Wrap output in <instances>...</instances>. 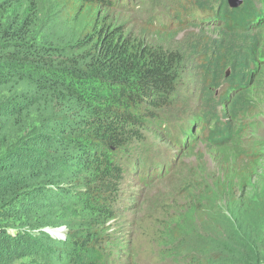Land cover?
I'll return each instance as SVG.
<instances>
[{
	"label": "rangeland",
	"instance_id": "obj_1",
	"mask_svg": "<svg viewBox=\"0 0 264 264\" xmlns=\"http://www.w3.org/2000/svg\"><path fill=\"white\" fill-rule=\"evenodd\" d=\"M255 1V12L249 10L242 22L262 36L254 75L244 90L250 92L251 101L233 114L228 101L239 91L231 93L225 81L227 73L231 79L233 74L227 69L217 85L206 89L198 69L204 56L195 50L221 37V9L225 3L227 9H235L228 0H0L2 29L19 31L20 41L44 47L56 63L83 60L105 31L114 30L132 42L141 39L172 48L185 56L188 72L176 94L160 103L164 107L147 105L141 125L131 127L128 146L117 152L124 173L111 217L84 212L67 196L63 206L35 211L39 227H31L30 210L16 214L24 204L7 196L11 204H0V233L12 237L27 233L32 237L29 244L61 245L64 240L45 230L54 229L67 238L100 232L106 264H206L209 255L218 258L220 223L230 212L236 217V204L243 205L256 236L264 240V0ZM16 93L36 104L22 125L17 124L19 114L11 123H0V165L20 169L25 157L33 159L34 127H46L52 110L40 112L44 105L35 99V91L14 81L0 86V114L16 103L12 99ZM56 107L57 112L63 109ZM226 129L234 136L223 142ZM60 187L72 188L68 183ZM47 221L54 225L42 227ZM24 243L10 241L13 250L4 255ZM15 254L9 262L21 257V252ZM59 257L56 262L63 264ZM32 259L22 258L16 264H33Z\"/></svg>",
	"mask_w": 264,
	"mask_h": 264
},
{
	"label": "trees",
	"instance_id": "obj_2",
	"mask_svg": "<svg viewBox=\"0 0 264 264\" xmlns=\"http://www.w3.org/2000/svg\"><path fill=\"white\" fill-rule=\"evenodd\" d=\"M244 2L245 8L234 10L227 9L225 3L221 9V37L195 48L204 56L198 69L206 89L217 85L227 69L233 74L231 79L225 73L229 91H239L231 101L227 100L233 114L248 108V100L251 101L250 92L244 90L250 87L262 42L261 34L242 24L248 11L255 10L256 1ZM3 9L0 6V12ZM118 32L105 31L83 60L56 63L57 59L44 47L30 46L19 40V31L4 30L0 26V86L14 81L16 86L26 85L44 105L40 112L52 110L44 123L46 127L37 125L33 129L35 143L30 151L34 153L33 159L25 157L20 169L0 165V204L3 207L11 204H8L10 198L5 199L7 196L21 201L24 207L16 214L30 210L31 227H39L35 211L63 206L67 196L69 200H76L84 212L111 217L119 197L118 182L124 173L116 161L117 152L128 146L133 138L131 127L141 125L147 105L164 107L160 103L175 95L180 81L188 75L184 68L186 58L179 52L141 39L132 42L129 36ZM30 98L14 94L12 99L16 103L2 110L0 123H11L12 116L19 114L21 121L17 124L22 125L36 104ZM57 105L63 109L57 112ZM229 132L226 129L222 135L223 142L234 136ZM35 152L42 154V158ZM11 171L17 174L9 175ZM66 183L72 188L60 189ZM52 186H57L61 193ZM233 206L238 209L234 213L236 217L228 209L230 217L224 216L220 223L218 258L209 255L206 264L214 261L215 264H264L263 238L256 236L244 215L243 205ZM53 225L47 221L42 227ZM2 232L0 244L5 248L0 247V264H16L30 256H34L33 264H58L57 256L63 264H106L108 261L105 243L98 241L100 232L86 237L76 235L61 241V245L43 241L29 244L30 234L12 237ZM45 233L44 236L48 234ZM14 239L25 243L5 256L4 251L13 250L10 241ZM16 252H21V257L9 262L8 257H14Z\"/></svg>",
	"mask_w": 264,
	"mask_h": 264
},
{
	"label": "clouds",
	"instance_id": "obj_3",
	"mask_svg": "<svg viewBox=\"0 0 264 264\" xmlns=\"http://www.w3.org/2000/svg\"><path fill=\"white\" fill-rule=\"evenodd\" d=\"M45 232H47L52 237L60 238L61 240H64V241H66L67 239H69V237L67 238V235H59V233H56V230L51 229V228L46 229Z\"/></svg>",
	"mask_w": 264,
	"mask_h": 264
},
{
	"label": "water",
	"instance_id": "obj_4",
	"mask_svg": "<svg viewBox=\"0 0 264 264\" xmlns=\"http://www.w3.org/2000/svg\"><path fill=\"white\" fill-rule=\"evenodd\" d=\"M228 2L231 7L238 8L244 2V0H228ZM228 74L229 73H227V75Z\"/></svg>",
	"mask_w": 264,
	"mask_h": 264
},
{
	"label": "bare ground",
	"instance_id": "obj_5",
	"mask_svg": "<svg viewBox=\"0 0 264 264\" xmlns=\"http://www.w3.org/2000/svg\"><path fill=\"white\" fill-rule=\"evenodd\" d=\"M149 169H150V170L152 169V166H151V165H149Z\"/></svg>",
	"mask_w": 264,
	"mask_h": 264
}]
</instances>
